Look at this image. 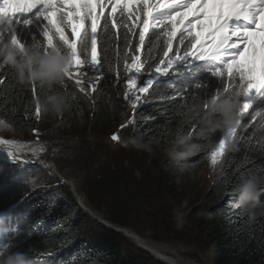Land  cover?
Here are the masks:
<instances>
[{
	"label": "trees",
	"instance_id": "trees-1",
	"mask_svg": "<svg viewBox=\"0 0 264 264\" xmlns=\"http://www.w3.org/2000/svg\"><path fill=\"white\" fill-rule=\"evenodd\" d=\"M116 32L110 29L98 37V75L93 77L96 69L90 65L79 69L86 82H96L94 91L85 83L86 92H81L67 77L57 85L70 95V107L58 115L36 119V101L46 89L36 83L34 93L32 84L19 82L0 59V80L5 81L0 84V119L13 133L39 135L54 147L45 159L53 158L63 175L74 176L85 203L109 222L143 238L181 239L194 247L191 256L197 264H264V119L255 115L264 103L257 101L242 119L237 140L231 141L235 148H227L214 165L212 186L201 197L210 153L224 132H207V111L200 108L196 116L190 109L199 108L221 85L209 77L208 95L203 96L189 74H177L159 87L154 83L133 109L126 98L130 74L123 67V29L118 37ZM140 54L142 60L149 55L147 42ZM151 55H157L155 48ZM147 78L145 71L137 85ZM124 112L129 114L126 122ZM117 131L116 150L93 146L97 139H113ZM172 153L189 154L173 158ZM71 157L74 161H68ZM252 176L260 180L259 196L245 203L239 188ZM56 177L41 165L0 162V228L6 229L0 232V249L7 256L23 254L32 264H162L122 233L84 214ZM147 185L155 196L140 202ZM140 205L152 234L131 224ZM187 210L194 235L180 222L179 213Z\"/></svg>",
	"mask_w": 264,
	"mask_h": 264
},
{
	"label": "snow or ice",
	"instance_id": "snow-or-ice-1",
	"mask_svg": "<svg viewBox=\"0 0 264 264\" xmlns=\"http://www.w3.org/2000/svg\"><path fill=\"white\" fill-rule=\"evenodd\" d=\"M110 29L117 30V37L123 29V67L130 74L126 98L133 109L154 83L159 87L185 73L196 81L194 89L203 96L208 95L209 77L221 85L209 99L201 100L199 108L190 109L196 116L200 108L219 115V107L210 108L212 101L235 102L237 126L224 133L211 151L215 165L225 155L229 140L236 142L237 129L249 110L257 101L264 103V0H0V59L13 70L4 61L10 47H38L47 55L57 44L63 45L71 53L66 77L81 92H86L85 83L94 91L96 82H86L79 69L90 65L99 71L98 37ZM146 42L149 55L142 60ZM153 48L156 56L151 55ZM145 71L148 78L138 86L137 78ZM32 90L35 93L36 83ZM41 115L37 98L36 119ZM255 115L264 119V110ZM4 123L0 119V125ZM38 142L39 135L31 144L0 139V146L13 163L23 166L31 161L19 153L43 151L35 146ZM7 248L5 244L3 249ZM0 264H24V258L9 257L0 249Z\"/></svg>",
	"mask_w": 264,
	"mask_h": 264
},
{
	"label": "clouds",
	"instance_id": "clouds-1",
	"mask_svg": "<svg viewBox=\"0 0 264 264\" xmlns=\"http://www.w3.org/2000/svg\"><path fill=\"white\" fill-rule=\"evenodd\" d=\"M4 61L10 65L19 82L23 84L38 83L46 89L45 95L38 98L41 113L45 116L58 115L70 107V95L57 88L66 77V69L71 63V53L57 44L45 55L38 47L12 46L4 53ZM219 107L220 114L212 111L206 113V131L214 133L221 130L226 133L230 128L237 126V105L235 102H227L223 99L210 102V108ZM196 145H190L195 149ZM228 149H234L235 145L227 144ZM189 153H172L173 158H180ZM260 180L256 176L247 178L239 188V194L245 203L255 201L259 196ZM22 256L23 254H16ZM24 264H32L31 260L24 259Z\"/></svg>",
	"mask_w": 264,
	"mask_h": 264
},
{
	"label": "rangeland",
	"instance_id": "rangeland-1",
	"mask_svg": "<svg viewBox=\"0 0 264 264\" xmlns=\"http://www.w3.org/2000/svg\"><path fill=\"white\" fill-rule=\"evenodd\" d=\"M97 75H98V72H97V70H95L94 73H93V77L95 78ZM128 115L129 114H127L126 112H124V114H123V121L124 122L128 121V118H129ZM117 133H118V131L115 134L116 139H111L110 136H108L106 138H103V139H97L93 146L94 147H98V148H100V150H104V151H114V150H116L118 148V142H116L118 140L117 139L118 138ZM0 139L16 140V141H18L20 143H28V144H31V142L37 141V135H35V134H32V135H28V134H15V133H13V131L9 127H7L5 125H0ZM35 146H37V147L40 146V147H42L44 149L43 151H40V153H41L40 159H42V160L43 159L46 160L45 159V156H47L49 154L52 155L53 152L55 151V148L54 147H52L48 142H46V141H44L43 139H40V138H39L38 144L35 145ZM48 159H50L51 161H53L55 163V160L53 158H48ZM85 159H87V157ZM68 161H74V158L71 157V158L68 159ZM68 161L66 162V164L68 166L73 167V164L69 163ZM0 162H8V163H11V164H14V165L17 164V163H13L7 157V155L6 154H3V153H0ZM49 164H51L53 166V169L55 171L50 166H47L45 164L44 165H41V164L28 163V164H25L23 166L26 167V168H29V167H35L36 165H41V166L47 168V171H48V175L49 176L53 177V175H55V176H57L56 178L59 181L63 182L61 180V178L58 177V175L56 174V169H59L60 174L62 176H64L67 180H71V181L75 182L76 178L74 176H67V177H69V178H67L65 175H63L62 170L57 167L56 163H55V165L52 164V163H49ZM213 168H214V164L210 161V164H209V167H208V170H207V175H206V177H204L203 187H201V191H200V196L201 197H204L206 195V193L210 190L211 186H212L210 172H211V170ZM69 173L70 172H68V174ZM63 183L70 189L71 193L73 194L74 201L77 204H79V206L82 209V212L84 214H86L87 216L92 217V215L90 213V209L91 208L85 203V194L83 193L84 198L83 199H80V198H78V197L75 196V194L73 192V188H74L73 185H72L73 186V188H72L71 185H69V184H67L65 182H63ZM150 190H151V186L150 185H147V187H146V189L144 191V194H143L144 197L140 199V202H145L147 200H151L152 197L155 196V194H152L150 192ZM184 198L185 197L183 196L182 199H181L182 200V203L184 202ZM135 204H140V203H135ZM140 206L141 207L138 208L139 214L137 215L136 218H134L132 220L131 224L136 229H138V230H141V231L148 232V233H151L152 234L153 233L152 228L149 225V223L144 219V212L142 210H140L141 208H143V206L142 205H140ZM91 210H93V209H91ZM100 217H98V218H100ZM92 218H94V217H92ZM101 218L104 219L103 217H101ZM179 218H181L180 219V222L184 226V228L187 229L188 234L194 235L195 234L194 225H193L194 223H193V219H192L193 217L191 216L190 211L187 210V211L180 212L179 213ZM94 219L95 220H98L97 218H94ZM115 226L121 227V226H118V225H115ZM191 230H192V232H191ZM144 239H147V240L151 241L155 246H157V248L160 251H163L164 253L169 254L170 256H172L174 258H177V259H180V260H190V261H194L195 262V260L192 259L193 257L191 256L192 252L194 251V247H192L191 245H189L186 242L182 241L181 239H176V240L170 239V240H166L164 238L157 239V238H153L151 236L144 237ZM128 240H130V239H128ZM130 241H132V240H130ZM132 242L135 244L134 241H132ZM160 248H163V249H160ZM148 253L150 254V257H153L155 259H158L155 254H152L150 252H148ZM161 263L162 264H170V262H161Z\"/></svg>",
	"mask_w": 264,
	"mask_h": 264
},
{
	"label": "bare ground",
	"instance_id": "bare-ground-1",
	"mask_svg": "<svg viewBox=\"0 0 264 264\" xmlns=\"http://www.w3.org/2000/svg\"><path fill=\"white\" fill-rule=\"evenodd\" d=\"M4 146H0V153L6 154V151H3ZM37 147V146H36ZM40 147V146H39ZM19 155L28 161L34 162L37 160H40V151L32 153V152H28V151H24L19 153ZM47 166H50L53 169V166L49 163L45 164ZM72 185L74 186V193L77 195L78 198L83 199L84 195L82 192L79 191L78 186L75 182H72ZM86 209V208H85ZM94 214L98 217H100V215L95 212L93 210ZM100 220H103V222H105V219H102L101 217L99 218ZM114 225V224H113ZM117 227V226H116ZM122 229V234L127 235V238L134 241L135 244H140L141 246L146 247L147 249H149L151 252H153L157 258L163 262H170V264H197L194 261H190V260H180L177 258H174L172 256H170L169 254L164 253L163 251H160L157 246H155L151 241L144 239L142 236H140L139 234H137L134 230L126 228V227H119ZM159 245V244H158ZM160 247V246H159ZM163 249V248H160Z\"/></svg>",
	"mask_w": 264,
	"mask_h": 264
},
{
	"label": "water",
	"instance_id": "water-1",
	"mask_svg": "<svg viewBox=\"0 0 264 264\" xmlns=\"http://www.w3.org/2000/svg\"><path fill=\"white\" fill-rule=\"evenodd\" d=\"M31 163H33V164H41V165H44V164H47V163H52V164L55 165V163H54L53 161H51L50 159H46V160H44V159H43V160L40 159V160H37V161L31 162ZM53 170H54V169H53ZM54 171H55V170H54ZM56 174L58 175V177L61 178V180H62L63 182H65V183L71 185V187L73 188V186H72V182H73V181H71V180H67L64 176H62V175L60 174L59 169H56ZM73 192H74V188H73ZM74 194H75V193H74ZM75 196L77 197L76 194H75ZM90 213H91L92 217L97 218L99 222H101L102 224H104V225H105L106 227H108L109 229H112V230H114V231H116V232L122 233V229L119 228V227H116L115 225H113V223H112V222H109V220H108V221H107V220H104L105 222H103V220H100V219L98 218V216H96V215L93 213V210H91V209H90ZM123 235L127 237V235H125V234H123ZM136 245H137V244H136ZM137 246H138L139 248H141L142 250H145V251H148V252L154 254V253L151 252L149 249H147V248L144 247V246H141L140 244H138Z\"/></svg>",
	"mask_w": 264,
	"mask_h": 264
}]
</instances>
